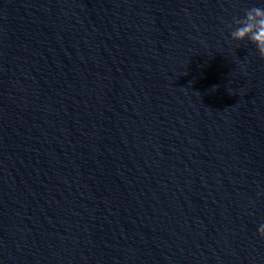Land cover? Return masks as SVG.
<instances>
[{"label":"clouds","instance_id":"9594fccd","mask_svg":"<svg viewBox=\"0 0 264 264\" xmlns=\"http://www.w3.org/2000/svg\"><path fill=\"white\" fill-rule=\"evenodd\" d=\"M231 29L232 41H249L255 48L261 59H264V7L254 6L245 10L243 18H233ZM258 234L264 238V224L258 227Z\"/></svg>","mask_w":264,"mask_h":264}]
</instances>
